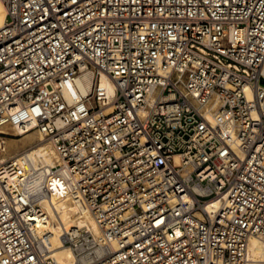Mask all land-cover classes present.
Segmentation results:
<instances>
[{"label":"built area","instance_id":"built-area-1","mask_svg":"<svg viewBox=\"0 0 264 264\" xmlns=\"http://www.w3.org/2000/svg\"><path fill=\"white\" fill-rule=\"evenodd\" d=\"M4 1L0 128L33 126L55 162L0 147V264H57L39 225L51 178L100 229L62 231L73 264H250L251 238L264 243V0ZM86 69L116 94L96 78L71 103Z\"/></svg>","mask_w":264,"mask_h":264},{"label":"bare ground","instance_id":"bare-ground-1","mask_svg":"<svg viewBox=\"0 0 264 264\" xmlns=\"http://www.w3.org/2000/svg\"><path fill=\"white\" fill-rule=\"evenodd\" d=\"M7 8L4 0H0V28L4 25ZM104 89L111 99L116 94V86L107 74L96 77L93 69L81 71L74 80L68 81L64 88L66 98L73 104H82L93 89L96 81ZM110 103V102H109ZM0 134V147L9 154H16L27 150L35 164H54L55 151L53 146L43 141L44 136L33 126L24 128L21 126H3ZM5 142V143H4ZM52 191L50 197L42 198L38 204L44 210L47 217L45 222H39L40 230L47 229L51 235L52 252L57 264H73L75 254L73 249L64 244L60 235L67 228L90 227L94 232L100 233L95 220L88 214H84L80 207L74 202L69 190L60 178H51ZM250 264H264V243L252 237L250 241Z\"/></svg>","mask_w":264,"mask_h":264}]
</instances>
